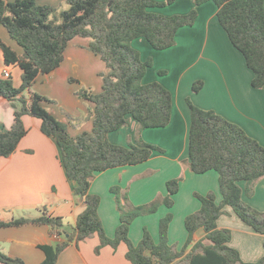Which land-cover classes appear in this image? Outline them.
Wrapping results in <instances>:
<instances>
[{
  "label": "trees",
  "instance_id": "trees-1",
  "mask_svg": "<svg viewBox=\"0 0 264 264\" xmlns=\"http://www.w3.org/2000/svg\"><path fill=\"white\" fill-rule=\"evenodd\" d=\"M176 1L68 0L67 8L58 12L36 0H0V25L23 50V55L19 56L0 42L5 64L18 66L22 71L20 87L14 85L11 76H0V98L20 104L16 107L11 130L0 133V160L12 156L27 135L25 116L41 120L42 133L56 140L66 173L77 183L74 195L86 205L73 232L65 230L61 217L47 211L36 219L0 220V228L44 225L53 235L65 237L54 246L41 247L45 253L42 264H57L59 256L70 244L95 235L100 240L98 253L107 246L116 250L122 243L126 244V258L131 264H247L239 251L230 246L232 232L218 229V220L226 214L227 207H231L245 224L264 235V212L243 201L244 190L240 186V182H245L246 194L252 196L255 193L256 184L264 177V147L240 126L213 110L197 107L190 99V168L196 174L209 171L219 174L222 201L218 204L213 192L194 194L202 206L198 212L186 217L188 240L178 252L169 244V228L174 219L171 212L160 221L159 243L145 228L141 242L135 245L129 232L137 218L155 214L162 205L174 207V196L180 191L182 178L167 182V197L159 196L141 206H134L128 191L115 185L111 192L116 197L120 225L113 239L105 232L99 215L101 197L90 192L92 178L96 173L110 169L145 163L155 151H161L143 141L138 145H115L109 141V134L129 125L130 118L137 122L138 132L165 128L172 119L171 92L159 82L143 84L152 60L142 61L140 53L132 47V41L145 38L155 50L170 49L176 45L177 32L196 23L197 7L212 1L219 8L221 26L254 73L252 86L264 88V0H194L196 8L185 15L164 16L150 11ZM77 37L90 40L88 50L102 59L108 73L100 75L103 80L100 94L86 88L77 93L79 98L95 105L94 126L92 132L72 137L67 126L44 105L54 103L52 100L37 93H31L29 98L23 94L30 91L39 74H51L61 66L69 43ZM203 86L202 81L195 82L193 92H200ZM202 229L209 245L194 241V235ZM0 263L25 264L3 254H0ZM256 264H264V258Z\"/></svg>",
  "mask_w": 264,
  "mask_h": 264
},
{
  "label": "crops",
  "instance_id": "crops-1",
  "mask_svg": "<svg viewBox=\"0 0 264 264\" xmlns=\"http://www.w3.org/2000/svg\"><path fill=\"white\" fill-rule=\"evenodd\" d=\"M13 2L15 0H5ZM38 4L50 6L58 12L67 8L68 0H36ZM164 2L166 0H155ZM196 8L194 0H178L164 8H153L151 12L164 16L185 15ZM194 26L181 28L176 35V45L170 49L155 50L145 38L132 41V47L140 53L142 61L152 60L143 78V84L159 82L173 96L170 124L165 128L145 129L138 132L137 122L109 134L112 144L129 146L140 141L156 146L151 158L142 164L110 169L96 173L91 181L90 192L101 197L99 215L105 232L115 238L120 225V213L116 197L111 192L115 185L127 190L134 206L145 205L157 197L168 196L167 182L182 178L180 191L174 196L172 209L162 205L152 215L137 218L129 232L131 241L138 245L147 228L156 243L160 241V221L168 213L174 214L169 228V244L181 252L188 240L185 219L201 209L195 193L206 195L213 192L216 202L222 201L219 174L209 171L196 174L190 168L189 134L191 109L188 99L203 110H213L228 121L240 126L250 137L264 147V88L252 86L253 71L248 67L244 55L237 50L218 19V6L210 1L199 7ZM0 42L19 56L22 48L14 41L7 29L0 25ZM90 40L77 37L66 51L61 66L51 74H39L32 89L26 94L37 93L54 103H45L47 110L67 126L72 137L92 132L95 105L78 97L81 89H90L95 94L103 91L102 73H108L106 64L99 56L88 50ZM164 71L166 74L161 75ZM10 73L16 87L22 84V71L18 66H7L0 48V76ZM202 81L204 86L198 93L193 85ZM19 102L0 98V133L11 130L16 107ZM28 129L17 150L9 158L0 160V220L19 218L36 219L47 211L61 217L65 230L73 232L80 214L86 208L83 200L74 193L77 183L69 179L64 168L61 150L53 137L41 131V120L24 117ZM244 190L242 199L255 209L264 212V177L258 181L255 193L246 194V183L240 182ZM218 229L230 230V246L239 251L244 263L256 264L264 258V235L245 224L231 207L218 220ZM202 229L194 235V241H204ZM65 240L55 236L48 226L26 224L20 227L0 228V254L20 259L25 264H42L45 253L42 246H54ZM97 235L83 242L70 244L61 253L57 264H131L127 258V245L118 249L111 246L97 248ZM191 247L187 249L189 253ZM3 264V263H0Z\"/></svg>",
  "mask_w": 264,
  "mask_h": 264
},
{
  "label": "rangeland",
  "instance_id": "rangeland-1",
  "mask_svg": "<svg viewBox=\"0 0 264 264\" xmlns=\"http://www.w3.org/2000/svg\"><path fill=\"white\" fill-rule=\"evenodd\" d=\"M32 87H33V86H32ZM31 89H32V88H31ZM27 93H29L28 90L24 92L23 96H24V97H27V96H26ZM28 97H30V96H28ZM140 206H141V205H140ZM146 216H147V215H146Z\"/></svg>",
  "mask_w": 264,
  "mask_h": 264
},
{
  "label": "built area",
  "instance_id": "built-area-1",
  "mask_svg": "<svg viewBox=\"0 0 264 264\" xmlns=\"http://www.w3.org/2000/svg\"><path fill=\"white\" fill-rule=\"evenodd\" d=\"M4 76L7 78V77H10V73L9 72H6L5 74H4Z\"/></svg>",
  "mask_w": 264,
  "mask_h": 264
}]
</instances>
